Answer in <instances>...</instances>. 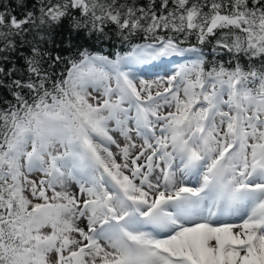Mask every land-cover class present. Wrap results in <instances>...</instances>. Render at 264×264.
Segmentation results:
<instances>
[{
    "label": "snow or ice",
    "instance_id": "snow-or-ice-1",
    "mask_svg": "<svg viewBox=\"0 0 264 264\" xmlns=\"http://www.w3.org/2000/svg\"><path fill=\"white\" fill-rule=\"evenodd\" d=\"M0 93V264H264V0H0Z\"/></svg>",
    "mask_w": 264,
    "mask_h": 264
},
{
    "label": "trees",
    "instance_id": "trees-1",
    "mask_svg": "<svg viewBox=\"0 0 264 264\" xmlns=\"http://www.w3.org/2000/svg\"><path fill=\"white\" fill-rule=\"evenodd\" d=\"M4 2H8V0H4ZM31 2H34V0H31ZM143 2V0H141ZM111 39L109 41H106L105 43L101 44L99 42L93 43L90 39L87 38H79L78 43L81 45H84L86 47H89L90 50H98L101 51L103 54H114L118 51H127L128 50V42H122L121 38L115 34L112 33ZM132 43H149L150 40H145L143 36H134L129 38ZM189 43H195V38L190 37ZM204 48L205 55L206 56H212V52L210 51L211 46H201ZM110 58H114V55L110 56ZM0 96H8L7 93H0ZM10 99V97H8Z\"/></svg>",
    "mask_w": 264,
    "mask_h": 264
},
{
    "label": "rangeland",
    "instance_id": "rangeland-1",
    "mask_svg": "<svg viewBox=\"0 0 264 264\" xmlns=\"http://www.w3.org/2000/svg\"><path fill=\"white\" fill-rule=\"evenodd\" d=\"M177 58H179V57H173V58H171V59H168V60H166L162 65H161V67L163 68V69H168V68H170V65L171 66H174L173 68H174V70L178 67V65H176L175 63H174V60L175 59H177ZM184 63H186V62H184ZM181 64V63H180ZM173 70V71H174ZM172 70H171V72H173ZM171 72L169 73V74H171ZM162 73V74H161ZM159 74L160 75H163V71H160L159 72ZM153 75H155V74H153ZM152 76V74L151 75H149V78ZM115 150V149H114ZM189 180H191L190 182H187V184H188V186H194L195 184H196V181H194V179H189Z\"/></svg>",
    "mask_w": 264,
    "mask_h": 264
},
{
    "label": "bare ground",
    "instance_id": "bare-ground-1",
    "mask_svg": "<svg viewBox=\"0 0 264 264\" xmlns=\"http://www.w3.org/2000/svg\"><path fill=\"white\" fill-rule=\"evenodd\" d=\"M190 181H191V180H188V181H186V183H187V182H190ZM194 181H195V180H194Z\"/></svg>",
    "mask_w": 264,
    "mask_h": 264
}]
</instances>
